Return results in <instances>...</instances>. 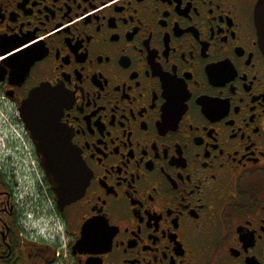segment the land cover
Here are the masks:
<instances>
[{
  "label": "flooded vegetation",
  "instance_id": "af4514ba",
  "mask_svg": "<svg viewBox=\"0 0 264 264\" xmlns=\"http://www.w3.org/2000/svg\"><path fill=\"white\" fill-rule=\"evenodd\" d=\"M256 7L0 0V41L22 53L0 66V140L20 141L1 122L11 103L39 164L83 161L88 179L80 197L58 204L40 164L61 224L45 242L21 230L17 183L0 167V264H264ZM52 88L75 99L53 110Z\"/></svg>",
  "mask_w": 264,
  "mask_h": 264
},
{
  "label": "built area",
  "instance_id": "2783aa9c",
  "mask_svg": "<svg viewBox=\"0 0 264 264\" xmlns=\"http://www.w3.org/2000/svg\"><path fill=\"white\" fill-rule=\"evenodd\" d=\"M0 100L8 101L3 94H0ZM1 114L3 115V120L9 123L8 128L10 129V133L12 134V130H14V133L17 132L16 135L19 137L20 141L12 145V143L7 144L4 138L0 140V167H5L7 163H10L12 165V174L13 169L15 170V175L18 177V179H16L17 198H19L20 207L23 209L19 226L24 233L34 238L36 237L33 228L36 225L35 223H38L40 226L43 222L45 223V219L50 217L48 212H51L54 208L56 209V207L42 181L43 172L40 168V164L34 159L32 151L25 141V137L20 134V130L24 125L18 111L9 103L8 111H3ZM28 177L34 180L37 186L36 189L28 187ZM39 198L42 199L41 202L44 206H47L45 208L44 206H38V208L35 209L32 206L33 199ZM45 211L48 212L43 214ZM50 223L53 224L51 221ZM53 225H51L52 229L48 230L47 228V230L50 231V235H54V232H60L61 230V226L58 223L55 222ZM50 238L52 239V236H50Z\"/></svg>",
  "mask_w": 264,
  "mask_h": 264
},
{
  "label": "water",
  "instance_id": "95a60500",
  "mask_svg": "<svg viewBox=\"0 0 264 264\" xmlns=\"http://www.w3.org/2000/svg\"><path fill=\"white\" fill-rule=\"evenodd\" d=\"M255 20L256 24L260 23V12L255 10ZM259 36L264 43V31H259ZM35 94L33 92L30 95V99L34 98ZM29 106H26L28 108ZM25 107L21 108V117L25 123L26 128H30V123L25 116ZM39 153V149H38ZM40 154V153H39ZM40 164L44 169L48 180L52 184V189L57 198L58 204H66L77 197H80L86 187L88 179L86 178L85 171L81 172L79 170L73 169L68 161L63 160H52L46 161L40 157ZM75 171V172H74Z\"/></svg>",
  "mask_w": 264,
  "mask_h": 264
},
{
  "label": "snow or ice",
  "instance_id": "6c2138e0",
  "mask_svg": "<svg viewBox=\"0 0 264 264\" xmlns=\"http://www.w3.org/2000/svg\"><path fill=\"white\" fill-rule=\"evenodd\" d=\"M254 2L257 4V10L260 12V23H257L258 30L264 31V0H254ZM17 43H20L22 47H24V51L27 52V47L23 45L22 41H17ZM12 48L13 52H9L8 49ZM0 53H3V55H0V66H2L4 63H9L13 61L15 57H20L22 55L21 51L19 49L15 48L14 44H7L5 45L3 41H0ZM16 54L15 56L13 55ZM0 75H3V72L0 71ZM176 91H179V84L176 86ZM52 95L48 98L46 101L47 105L51 109H55L56 106L60 103H67L71 104L72 101L75 99V93L73 91H67L64 88H52L51 89ZM58 116L59 113H56V119L58 122ZM62 127V125H61ZM67 142L71 143V136L67 138ZM83 161H72L71 167L73 169L79 170L81 172H84L85 169L83 167V164H81Z\"/></svg>",
  "mask_w": 264,
  "mask_h": 264
},
{
  "label": "rangeland",
  "instance_id": "374dc122",
  "mask_svg": "<svg viewBox=\"0 0 264 264\" xmlns=\"http://www.w3.org/2000/svg\"><path fill=\"white\" fill-rule=\"evenodd\" d=\"M1 122H3L5 125H7V126H9V123H7L5 120H1ZM17 132H15L14 134H16ZM24 160L26 161V159L24 158ZM5 167H6V169L7 170H9L10 172H11V176H12V165L10 164V163H7L6 165H5ZM5 169V168H4ZM13 178H14V180L15 181H17L16 179H18V177L15 175V170L13 169ZM47 205H45L44 206V208L46 207ZM48 211H45L43 214H45V213H47ZM50 214V217L49 218H46L45 220V223L43 222L42 224H41V226L38 224V223H35L36 225L33 227L34 228V235L37 237V240L39 241V240H41V241H45V242H48L51 238H50V236H53V234L52 235H50V231H48V230H50V229H52V226L51 225H53V224H55V222L56 223H58L60 226H61V224L58 222V220H57V218H56V216H57V214H56V209L54 208V210H52L51 212H49ZM41 215V214H40ZM49 220V221H48ZM50 221L51 222H53V224L52 223H50ZM48 227H47V226ZM54 226V225H53ZM55 227V226H54ZM47 228H48V230H47ZM55 230H56V228H55ZM54 234H55V232H54ZM60 251H61V249H60ZM70 259V261H72L71 260V258H69ZM69 259H67V263L68 262H70L69 261ZM66 263V264H67ZM70 264H73V263H71L70 262Z\"/></svg>",
  "mask_w": 264,
  "mask_h": 264
}]
</instances>
